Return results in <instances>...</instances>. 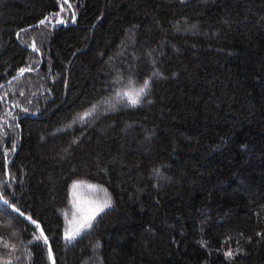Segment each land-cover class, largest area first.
I'll return each mask as SVG.
<instances>
[{
  "label": "trees",
  "instance_id": "obj_1",
  "mask_svg": "<svg viewBox=\"0 0 264 264\" xmlns=\"http://www.w3.org/2000/svg\"><path fill=\"white\" fill-rule=\"evenodd\" d=\"M0 85V195L55 264H264V0H0ZM74 182L112 208L65 243ZM0 209V258L50 264Z\"/></svg>",
  "mask_w": 264,
  "mask_h": 264
},
{
  "label": "snow or ice",
  "instance_id": "obj_2",
  "mask_svg": "<svg viewBox=\"0 0 264 264\" xmlns=\"http://www.w3.org/2000/svg\"><path fill=\"white\" fill-rule=\"evenodd\" d=\"M64 3H68V0H64ZM71 7V5H69ZM61 11H64L63 7H61ZM59 15V14H57ZM73 22H75V13H72ZM52 24V21H48V18L45 17L44 19H41L39 21L40 25H44L45 23ZM57 24H63V19H58L55 21ZM54 26V25H53ZM23 31V30H22ZM17 36L19 37V33H17ZM30 47L33 49V51H39L36 47L35 42L30 45ZM33 69L29 67L20 68L19 69V76L23 77L25 73L31 72ZM13 79H17V77H13ZM11 83V82H9ZM0 87H3L0 85ZM150 87V81L148 79H144L142 86L139 88H131L128 90H121L116 92V96L120 97L122 99H126L128 104L130 106H137L139 105L143 98L148 94V90ZM20 95H23V92L20 93ZM18 106V105H17ZM23 111H27V109H23ZM15 119V117H13ZM12 150H15V144H12ZM5 158H7V150H5ZM76 185H73V188H75ZM93 187V186H90ZM0 201H3L5 205H8L13 213H19L20 216H25V213L21 211L14 203L9 204V201L7 199H4L3 195H0ZM111 207V201L104 200L99 202H90L89 207L87 211L81 210L80 216L77 220L74 221V226L70 230H66L64 233V238L66 241L71 243L73 240H75L78 236H80L83 232L89 230L92 228L93 224L92 222L95 220L96 216L102 212H104L105 209ZM0 215H8L7 209H0ZM27 220H29L33 225H35L36 229H40L39 236L35 237L36 240H43L44 244H48L47 236L44 234L43 229L41 228V225L34 220L31 216L26 217ZM48 255L49 259L52 260V249L51 246L48 247ZM226 256L231 257L233 255L232 251L229 250L225 253ZM0 264H11V260H5L3 258H0ZM52 264H55V261H52Z\"/></svg>",
  "mask_w": 264,
  "mask_h": 264
},
{
  "label": "rangeland",
  "instance_id": "obj_3",
  "mask_svg": "<svg viewBox=\"0 0 264 264\" xmlns=\"http://www.w3.org/2000/svg\"><path fill=\"white\" fill-rule=\"evenodd\" d=\"M76 185L75 188H73V185ZM93 186V187H90ZM111 201V198L109 194L106 192V190L101 187V185L93 184V183H88V182H74L68 190V205L66 210L61 212V216L64 221V228H63V235L62 239L65 243H69L68 241L65 240L64 238V233L66 230H70L74 226V221L77 220L80 216L81 210L87 211L89 207L90 202H99V201H104V200H109ZM112 208V201H111V207ZM110 208H107L104 210L107 211ZM102 212V213H104ZM102 213L98 214L96 218L101 215ZM95 218V219H96ZM95 221V220H94ZM94 221L92 224H94ZM93 227V226H92ZM92 229V228H91ZM91 229L83 232L80 236H78L76 239L82 237L86 233H88ZM35 237L37 235L33 236V240L36 241ZM75 239V240H76ZM73 240V241H75ZM72 241V242H73ZM11 248L13 249L14 246H11L7 240L3 241L0 239V248ZM10 249H7L9 251ZM7 258L9 257V252H7ZM233 253V252H232ZM13 254V252H12ZM11 254V263L14 264H29V254L28 252L21 251L18 253H15L14 255Z\"/></svg>",
  "mask_w": 264,
  "mask_h": 264
},
{
  "label": "water",
  "instance_id": "obj_4",
  "mask_svg": "<svg viewBox=\"0 0 264 264\" xmlns=\"http://www.w3.org/2000/svg\"><path fill=\"white\" fill-rule=\"evenodd\" d=\"M37 26H41L39 23L36 25V26H34V27H32V28H35V27H37ZM29 51H32V52H34V53H36V54H38V56L40 57V59H41V62H42V57H41V54H40V52L39 51H33V49L32 48H27ZM41 65V64H40ZM32 72V71H31ZM28 73H30V72H28ZM28 73H25V74H28ZM15 77H17V79H19L20 78V76L19 75H17V76H15ZM17 79H15V80H17ZM14 81V79L12 78V79H10L5 85H7V84H10L9 82H13ZM4 86V85H3ZM6 206H8V205H6ZM10 208V207H9ZM10 210H11V208H10ZM12 211V210H11ZM23 222H25L28 226H30V227H33V228H35V225H33L29 220H27L26 219V215L25 216H20L19 215V213H15ZM37 231L40 233V229H37ZM48 239V238H47ZM46 245V244H45ZM50 246V243H49V240H48V244L46 245V247H47V251H48V247ZM54 259H53V254H52V260H50V264H52V261H53Z\"/></svg>",
  "mask_w": 264,
  "mask_h": 264
}]
</instances>
